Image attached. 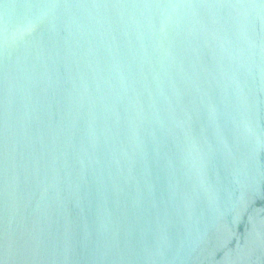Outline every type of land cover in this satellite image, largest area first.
Wrapping results in <instances>:
<instances>
[{"label": "water", "instance_id": "1", "mask_svg": "<svg viewBox=\"0 0 264 264\" xmlns=\"http://www.w3.org/2000/svg\"><path fill=\"white\" fill-rule=\"evenodd\" d=\"M0 264H264V0H0Z\"/></svg>", "mask_w": 264, "mask_h": 264}]
</instances>
